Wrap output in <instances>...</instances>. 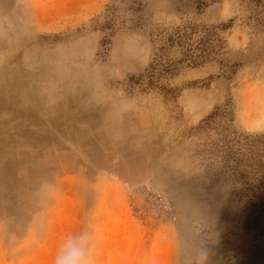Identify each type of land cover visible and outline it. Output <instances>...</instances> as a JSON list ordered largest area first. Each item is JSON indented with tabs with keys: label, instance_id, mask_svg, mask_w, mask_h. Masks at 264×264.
I'll return each mask as SVG.
<instances>
[{
	"label": "rangeland",
	"instance_id": "1",
	"mask_svg": "<svg viewBox=\"0 0 264 264\" xmlns=\"http://www.w3.org/2000/svg\"><path fill=\"white\" fill-rule=\"evenodd\" d=\"M12 67L0 264H264V0H0Z\"/></svg>",
	"mask_w": 264,
	"mask_h": 264
},
{
	"label": "clouds",
	"instance_id": "2",
	"mask_svg": "<svg viewBox=\"0 0 264 264\" xmlns=\"http://www.w3.org/2000/svg\"><path fill=\"white\" fill-rule=\"evenodd\" d=\"M52 264H97L96 236L90 227L68 234L60 242Z\"/></svg>",
	"mask_w": 264,
	"mask_h": 264
},
{
	"label": "bare ground",
	"instance_id": "3",
	"mask_svg": "<svg viewBox=\"0 0 264 264\" xmlns=\"http://www.w3.org/2000/svg\"><path fill=\"white\" fill-rule=\"evenodd\" d=\"M1 81L6 82V84L3 85V86L0 85V101H3V102H5V101L6 102L12 101L13 103H15L16 101L13 98H11V97L8 96V90H5L6 87L10 86L13 90H16L17 92L21 91V88H20L18 79H17V77L15 75V69H14V67H12L9 70H5L4 73H1L0 74V83H1ZM7 89H10V88L8 87ZM28 101H30V97L28 98ZM4 104L5 103L0 102V107L3 106ZM32 110L33 109H30L28 107V108H24L22 111H23V114L25 112L29 117H32V115H33ZM50 130H52V129H50ZM42 131H41V133H42L41 140L45 141L46 139H49L50 136H51L50 133L48 135H46V131H43V132ZM48 132H49V130H48ZM41 133H39V135ZM2 173L3 172L1 170V173L0 174H2ZM6 179H7L6 177L0 176V182H6Z\"/></svg>",
	"mask_w": 264,
	"mask_h": 264
}]
</instances>
